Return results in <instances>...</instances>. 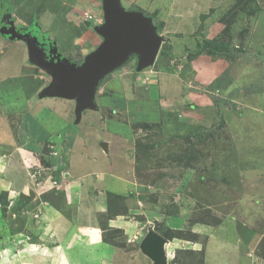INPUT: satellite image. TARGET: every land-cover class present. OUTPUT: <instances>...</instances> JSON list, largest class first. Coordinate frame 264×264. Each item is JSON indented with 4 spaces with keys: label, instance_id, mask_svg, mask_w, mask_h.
Here are the masks:
<instances>
[{
    "label": "rangeland",
    "instance_id": "rangeland-1",
    "mask_svg": "<svg viewBox=\"0 0 264 264\" xmlns=\"http://www.w3.org/2000/svg\"><path fill=\"white\" fill-rule=\"evenodd\" d=\"M185 1L190 3L187 16L168 15L172 6L179 8L178 3ZM122 4L153 19L163 37L154 65L185 78L191 92L184 106L192 100L190 106L196 107L199 118L191 121L179 109L165 113L158 125L135 126L136 179L143 202L135 221L143 224V235L130 244L123 230L107 231L105 243L113 247L105 263L112 264L117 249L128 255L124 264H153L139 254L149 231L169 241L168 264H204L203 248L220 231L253 242L256 256L264 262V0H124ZM13 5V13L5 19L9 26L21 33L37 32L30 26L36 19L62 56L78 65L98 47L81 40L87 28L103 41L94 30L105 21L103 0H15ZM185 23L190 32L175 33ZM198 54L199 69L204 67L199 81L193 67ZM136 66L133 57L123 68L134 73ZM51 82L47 73L30 63L24 41L0 35V90L5 91L6 102L16 103L15 90L22 89L28 97ZM252 86L262 90L251 91ZM235 91L238 94L231 97ZM197 97L199 105L194 102ZM11 115L16 124L18 116ZM51 152L45 144L40 156L29 157V168L40 175L37 183L41 175L50 176L45 166L50 165ZM36 190L38 199L31 191L16 196L0 191L1 236L19 235L28 243L46 236L37 225L41 209L36 200L69 213L65 193ZM110 200L114 204L110 215L123 211L121 196Z\"/></svg>",
    "mask_w": 264,
    "mask_h": 264
},
{
    "label": "crops",
    "instance_id": "crops-1",
    "mask_svg": "<svg viewBox=\"0 0 264 264\" xmlns=\"http://www.w3.org/2000/svg\"><path fill=\"white\" fill-rule=\"evenodd\" d=\"M189 5L178 3L179 8L172 6L168 15L187 16ZM186 24L175 33L188 34ZM82 34L81 40H91L90 47L102 42L90 28ZM198 57H193V67L199 81L204 67L199 69ZM40 92L26 97L22 89L15 90L16 103H12L4 100L5 91L0 90V191L15 196L36 188L39 194L62 192L69 213L63 214L49 201L36 200L41 209L37 225L46 236L28 243L19 235H0V264H106L113 247L105 243L107 231L123 230L130 244L143 235V224L135 221L143 206L136 179L135 126L158 125L165 113L179 109L182 116L198 122L192 100L184 106L191 90L179 72L167 67L154 65L134 73L121 68L96 93L97 108L83 111L79 121L74 101L43 98ZM194 102L199 105V97ZM11 114L18 116L16 124ZM45 144L52 150L50 165L45 166L51 172L46 178L41 175L38 185L35 180L40 175L29 168V157L40 156ZM120 196L123 211L110 215L114 205L110 198ZM212 237L203 248L204 264H264L253 242L221 231ZM113 253L112 264L126 262L128 255L117 249ZM139 254L148 261L142 251Z\"/></svg>",
    "mask_w": 264,
    "mask_h": 264
},
{
    "label": "water",
    "instance_id": "water-1",
    "mask_svg": "<svg viewBox=\"0 0 264 264\" xmlns=\"http://www.w3.org/2000/svg\"><path fill=\"white\" fill-rule=\"evenodd\" d=\"M103 9L104 24L94 29L103 41L79 65L63 57L55 43H49V48L45 49L46 45L39 40L40 37L47 40L45 35L21 33L11 25L0 28V35L24 41L30 63L52 78L50 85L40 92V97L74 100L78 121L83 111L97 108L96 93L106 76L123 68L133 57L137 58V72L153 66L163 43L153 19L142 11L127 10L122 0H103ZM30 194L35 197L33 191ZM167 243L159 234L149 231L140 249L153 264H168Z\"/></svg>",
    "mask_w": 264,
    "mask_h": 264
},
{
    "label": "trees",
    "instance_id": "trees-1",
    "mask_svg": "<svg viewBox=\"0 0 264 264\" xmlns=\"http://www.w3.org/2000/svg\"><path fill=\"white\" fill-rule=\"evenodd\" d=\"M15 0H0V19L2 20V24H4L5 22V19H6V17H8L9 18V15H11V13H13V11H14V5H13V2H14ZM150 17V16H149ZM30 26H32V27H37V32H35V31H33V32H30V34L32 33L33 35H39V34H42V35H45V37H46V39H47V41H50V43H54V42H52L50 39H49V35L48 34H44V33H42L41 32V28H40V26H39V24H38V22H37V20L35 19V20H33V22L31 23V25ZM36 29V28H35ZM210 55L211 54H214L213 52H210L209 53ZM112 76V74H109L108 76H106L104 79H103V81L101 82L102 84L104 83V82H106L110 77ZM101 84V85H102ZM100 85V86H101ZM253 88H251L250 90L251 91H254V92H259V91H261L262 89H261V86H259V87H256V86H252ZM238 94V91H235V92H233V93H231V97H234L235 95H237Z\"/></svg>",
    "mask_w": 264,
    "mask_h": 264
},
{
    "label": "flooded vegetation",
    "instance_id": "flooded-vegetation-1",
    "mask_svg": "<svg viewBox=\"0 0 264 264\" xmlns=\"http://www.w3.org/2000/svg\"><path fill=\"white\" fill-rule=\"evenodd\" d=\"M5 23L4 24H2V20H0V28H7V27H9V25L6 23V21H4ZM32 34V33H31ZM33 35V34H32ZM37 36H39V35H37ZM39 40H40V42L44 45H46L45 46V49H48L49 48V46H50V41H47V40H42V39H40L39 38ZM64 57V56H63Z\"/></svg>",
    "mask_w": 264,
    "mask_h": 264
}]
</instances>
